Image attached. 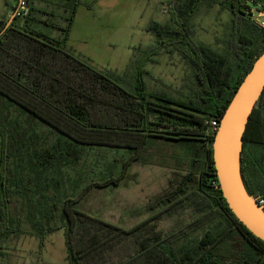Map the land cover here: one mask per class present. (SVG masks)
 Segmentation results:
<instances>
[{
	"label": "trees",
	"instance_id": "trees-1",
	"mask_svg": "<svg viewBox=\"0 0 264 264\" xmlns=\"http://www.w3.org/2000/svg\"><path fill=\"white\" fill-rule=\"evenodd\" d=\"M19 11L12 24L0 18V96L51 127L74 143L124 149L129 154L123 172L87 185L60 209L64 218L69 264H223L222 246L234 237L243 251L233 264H264V242L255 237L233 214L223 193L213 158L215 134L212 120L221 121L236 90L264 51V27L254 11L264 12V0H217L231 13L229 32L219 53L194 37L192 20L204 2L216 0H168L170 21L154 23L147 31L156 42L138 48L130 66L131 89L112 71H101L67 50L76 11L83 0H73L61 38L38 30L34 7ZM18 19V22H17ZM38 23V25H37ZM161 53L178 54L192 71L190 91L183 98L151 92L147 65ZM150 138L174 142L185 150L187 170L177 188L161 197L156 216L125 229L80 210L78 202L93 188L119 185L134 162H140ZM3 144L8 138H2ZM78 160V157L75 158ZM242 176L250 195L264 198V93L247 125L242 151ZM15 190L10 191L0 173V264L6 242L26 234L10 214ZM192 208L198 217L179 231L151 236L150 222L173 215L178 208ZM17 215V214H15ZM215 224L196 247L178 246L191 232ZM215 227V228H216ZM59 229L31 228L43 244ZM217 229V228H216ZM47 264V263H45Z\"/></svg>",
	"mask_w": 264,
	"mask_h": 264
},
{
	"label": "rangeland",
	"instance_id": "rangeland-1",
	"mask_svg": "<svg viewBox=\"0 0 264 264\" xmlns=\"http://www.w3.org/2000/svg\"><path fill=\"white\" fill-rule=\"evenodd\" d=\"M29 1L34 7L33 17L40 19L41 8H49L54 12L50 22L63 27L75 4L73 0ZM20 2L0 0V18L9 20L7 13L14 12ZM169 8L168 0H83L70 29L67 50L101 71H116L123 76L121 84L131 89L132 55L136 49L156 42L147 28L154 23L168 24ZM254 14L257 20L260 14ZM192 23L197 41L219 53L225 52L222 39L229 32L231 13L222 9L217 0L204 2ZM55 34L60 37V31L55 30ZM154 60L147 65L146 80L151 92H164L176 98L189 93L192 71L178 54L161 53ZM4 137L8 138L6 144L1 142ZM129 154L124 149L74 143L0 96V173L3 171L8 189L15 190L11 218L20 219L26 232L24 251L17 255L5 250L1 264H69L64 229L60 228L64 225L62 204L91 183L121 176ZM185 154L174 142L150 138L143 159L129 167L119 185L91 189L77 207L131 229L162 209L157 207L158 199L174 191L185 175L188 163L180 159ZM196 217L188 207L178 208L173 215L156 217L150 222L151 236L179 231ZM214 225L191 232L188 240L179 241L176 247H196L207 230L220 231L221 227L215 226L216 229ZM53 226L59 229L46 236L39 248V241L30 234L31 228L43 231ZM8 244L9 241L6 248ZM221 250L227 256L223 264H233L243 251V241L239 237L226 240Z\"/></svg>",
	"mask_w": 264,
	"mask_h": 264
},
{
	"label": "water",
	"instance_id": "water-1",
	"mask_svg": "<svg viewBox=\"0 0 264 264\" xmlns=\"http://www.w3.org/2000/svg\"><path fill=\"white\" fill-rule=\"evenodd\" d=\"M18 6L6 24L16 18ZM264 18V12H258ZM264 93V51L255 61L226 109L213 142V158L219 186L237 219L264 242V210L250 195L242 176L244 135L251 115Z\"/></svg>",
	"mask_w": 264,
	"mask_h": 264
},
{
	"label": "crops",
	"instance_id": "crops-1",
	"mask_svg": "<svg viewBox=\"0 0 264 264\" xmlns=\"http://www.w3.org/2000/svg\"><path fill=\"white\" fill-rule=\"evenodd\" d=\"M13 11L12 12H8L7 13V16H8V18H11V16L13 15ZM41 14H42V17H40V19H38L39 20V22L41 23V25L42 26H44V27H46V28H43L42 26L40 27V26H38V30H40V31H42L43 33H45V34H47V35H49V36H51V37H53V38H61L63 35H62V33H61V31H60V29H58L57 27H55V26H58V27H63V26H59V25H57V24H55V23H53V22H50V17L51 18H53L54 17V12H53V10H49V8H45V7H42L41 8ZM55 30H58V31H60V37H55L54 35H56L55 34ZM59 35V34H58ZM133 56L134 55H132V59H133ZM116 72V71H115ZM1 142H3V140L1 141ZM3 149H5V148H3ZM3 149H1V152H2V150ZM5 152V151H4ZM3 172V171H2ZM1 172V173H2ZM32 236V235H31ZM24 236H21V237H19V238H16V237H11L10 239H9V244L7 245V248H6V252H12V254L14 253V254H16L17 253V255H19L22 251H24V246H23V240H24ZM32 238L35 240V241H39L38 242V244H39V248L41 247V241H40V239H38L37 237H35V236H32ZM11 243V244H10ZM43 248H44V246H43Z\"/></svg>",
	"mask_w": 264,
	"mask_h": 264
},
{
	"label": "built area",
	"instance_id": "built-area-1",
	"mask_svg": "<svg viewBox=\"0 0 264 264\" xmlns=\"http://www.w3.org/2000/svg\"><path fill=\"white\" fill-rule=\"evenodd\" d=\"M19 7H20L19 11L26 9V3L24 0H21ZM18 14H19V12H18ZM259 16H258L257 20H255V21L257 23H259L262 27H264V18L262 16H260V17ZM219 125H220V122L218 120H212L209 124V132L211 134H215L219 128ZM257 202L262 207V209L264 210V198L263 197L257 198Z\"/></svg>",
	"mask_w": 264,
	"mask_h": 264
}]
</instances>
